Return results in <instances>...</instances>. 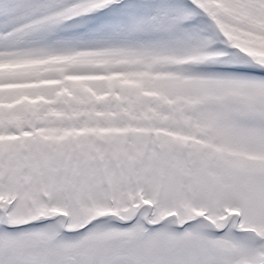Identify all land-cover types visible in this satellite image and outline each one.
Returning a JSON list of instances; mask_svg holds the SVG:
<instances>
[{
    "label": "snow or ice",
    "instance_id": "1",
    "mask_svg": "<svg viewBox=\"0 0 264 264\" xmlns=\"http://www.w3.org/2000/svg\"><path fill=\"white\" fill-rule=\"evenodd\" d=\"M0 264H264V0H0Z\"/></svg>",
    "mask_w": 264,
    "mask_h": 264
}]
</instances>
